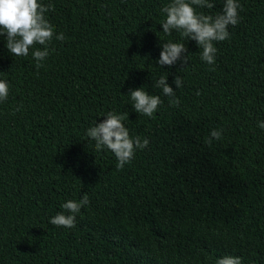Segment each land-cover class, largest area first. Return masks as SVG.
<instances>
[{
    "label": "trees",
    "instance_id": "1",
    "mask_svg": "<svg viewBox=\"0 0 264 264\" xmlns=\"http://www.w3.org/2000/svg\"><path fill=\"white\" fill-rule=\"evenodd\" d=\"M55 34L43 67L0 36V264H264V0H239V23L214 42L215 63L186 40L187 65L159 66L171 0H41ZM215 15L225 0H212ZM36 48H42L36 45ZM167 76L180 100L154 84ZM180 75L183 86L173 80ZM163 103L132 108L143 86ZM199 93V94H197ZM109 111L147 138L123 169L86 133ZM212 129L222 139L207 143ZM75 227L50 223L68 200Z\"/></svg>",
    "mask_w": 264,
    "mask_h": 264
},
{
    "label": "clouds",
    "instance_id": "2",
    "mask_svg": "<svg viewBox=\"0 0 264 264\" xmlns=\"http://www.w3.org/2000/svg\"><path fill=\"white\" fill-rule=\"evenodd\" d=\"M212 9V0H171L161 12L166 18L161 23L162 31L171 35L173 31L179 33L183 42H166L162 44L159 59L156 62L163 67H171L178 61L183 65L188 63V49L186 40L196 42L202 49L201 60L209 65L215 63L217 48L214 42H221L230 38L229 27L239 23V0H225L222 12L215 15L198 12L196 7ZM54 10L51 4L45 5L41 0H0V36L6 34V47L14 56H27L30 48L35 50L32 56L36 61V67H43V61L50 54L49 44L53 37L63 41L64 34H55L54 26L47 17L49 11ZM36 45L42 48H36ZM167 76H160L154 87L162 89L164 96L170 97V106H179L180 100L175 95V90L167 82ZM173 83L176 89L183 86L180 75H176ZM9 84L0 79V102L7 100ZM132 108L139 114L152 117L158 106L163 103L160 95L149 94L144 85L135 89H129ZM199 94V93H197ZM99 123L87 129L86 135L95 141L96 151L107 149L116 157V167L123 169L132 161L137 149L148 146L149 140L139 135L131 136L124 121L128 119V113L109 111ZM258 127L264 129V121L258 122ZM223 129H212L207 143L222 139ZM89 204L87 195H83L78 201L68 200L62 205L64 211L51 217L50 223L55 226L72 228L75 227L76 214L81 208ZM216 264H243L240 256L225 255L218 259ZM249 264H255L254 261Z\"/></svg>",
    "mask_w": 264,
    "mask_h": 264
}]
</instances>
